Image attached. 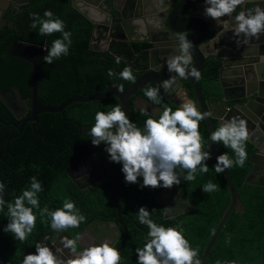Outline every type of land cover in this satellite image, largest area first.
<instances>
[{
	"label": "trees",
	"instance_id": "obj_1",
	"mask_svg": "<svg viewBox=\"0 0 264 264\" xmlns=\"http://www.w3.org/2000/svg\"><path fill=\"white\" fill-rule=\"evenodd\" d=\"M45 11H52L55 17L64 21L65 31L72 34V45L69 55L55 60L51 65L43 61L38 84L39 101L42 105L57 107L74 96L103 94L110 85L123 84L124 88L132 85V82L118 78V71L120 73L129 66L122 61L117 64L113 52L123 55L126 59H134L135 52L144 50L145 45H135L134 51L128 44L118 42L112 45V51L109 53L92 51L90 41L93 26L72 8L71 0H31L30 6L20 11L21 16L13 19L12 25H5L0 31V91L18 86L23 98H30L32 66L11 57L10 48L14 41L51 47L54 40L62 39L61 33L41 36L38 28L30 27L33 22L32 14L43 18ZM109 69L117 73V76L109 77ZM133 72L137 79L138 75L134 70ZM198 84L207 98L219 94L218 62H206ZM145 89L141 95L147 99L144 95ZM160 97V104L152 103L162 109L171 108L175 111L178 108L174 102L165 98L163 88L160 89ZM117 104L120 105L114 98L105 102L77 103L66 108L62 114H42L36 127L28 123L22 136L11 142L7 161H0V182L6 185L4 199L14 202L15 197L30 186V178L36 177L43 187V191L39 193L41 209L48 207L50 211H55L63 206L65 200H71L86 216V220L79 228L56 232L50 227V217L42 218L39 211L34 209L37 216L36 227L26 241L20 242L15 240L11 233L3 231L8 224L5 207L4 211L0 212V264H22L25 255L35 253L37 243L49 247L48 244L63 233L76 238L94 219H114L117 215L110 197L115 176L103 186L81 191L66 172L73 163L86 157L102 153L105 158V146H93L91 137L86 133L94 125L97 112L110 111L111 107ZM149 117L158 118L136 112L134 109L129 115V119L140 128H143ZM21 124L22 121H17L0 101V156H4L7 141L18 135L16 126ZM214 125L215 129L219 127L217 121H214ZM199 130L205 150L210 141L205 120L200 122ZM221 148L223 154L227 153L230 158L235 159L231 149H226L223 145ZM246 151L245 166L229 169L245 213L232 212L205 264H264V187L246 184L253 168L251 160L257 149L248 141ZM216 162L214 159L207 161L209 172L197 174L192 182H185L183 174L186 173H183L180 185L169 189L196 202L190 213L171 220L164 219L162 206L156 201V195L168 189L141 188L143 178H139L136 184H127L123 174L122 188L117 199L123 211L129 212L137 225L129 226V237L121 254V264H136V248H142L146 243L148 229L140 225L136 218L140 207H146L158 225L182 229L191 247L198 250L197 258L201 260L231 200L224 174L214 171ZM117 165L122 168V165ZM249 180L252 182L255 179L251 176ZM209 181L217 185V190L206 194L202 187Z\"/></svg>",
	"mask_w": 264,
	"mask_h": 264
},
{
	"label": "water",
	"instance_id": "obj_2",
	"mask_svg": "<svg viewBox=\"0 0 264 264\" xmlns=\"http://www.w3.org/2000/svg\"><path fill=\"white\" fill-rule=\"evenodd\" d=\"M5 2L4 0H0ZM29 1V0H28ZM133 1L134 4H133ZM121 7L117 6L118 0H113L112 4L106 0H71L72 8L85 17L93 26L94 32L99 33L107 28L109 40L107 48L110 49L111 40L126 42L131 46L135 44L148 46L150 49L145 52L146 64L141 67L143 74L139 76L135 83L124 88L123 94L117 91L118 85H113L103 94H92L88 97L74 96L57 107L42 105L39 101V74L40 68L47 56L50 46H39L29 42L14 41L10 48V56L29 63L32 66L31 77V96L24 99L18 86L0 91V101L12 115L22 124L17 127L18 135L10 138L6 143L4 156H0V161H7L11 142L20 138L28 123L36 127L39 123V116L42 114H62L71 105L90 104L93 102H105L117 99L128 116L133 110L143 112L153 117H158L163 109L144 97H139L131 103L132 97L138 94L149 85L158 86L163 81L168 80L175 73H169L166 61L169 57L175 56L178 41V33H185L193 43L192 50L194 64L201 72L204 71L208 60L219 63V84L220 92L217 96L206 97L201 91L198 81L194 78L179 79L173 84L172 88L165 92V98L180 107L183 102L191 100L203 113H208L205 123L208 132L215 130L214 121L218 126L222 121L231 120L236 117L247 122L249 130L248 141L257 149L251 163L253 168L250 172L246 184L264 187V177L250 181L251 176L256 172H264V34L257 37H245L243 34L236 36L234 28L236 26L235 16L241 11L246 14L255 12L257 8L264 9V0H245L243 4L231 14V16L221 17L215 21L205 15V0H120ZM1 7V4H0ZM130 15L136 16L130 18ZM139 21L140 23H134ZM159 24L160 27H155ZM145 30L144 35H136L137 31ZM100 40H92L90 49H95V43ZM118 58L121 59L120 56ZM130 65L129 63H127ZM184 85H189L193 91L194 98ZM238 102L244 104L236 106ZM135 104V105H133ZM29 115L27 119L23 116ZM205 151H209L211 159L223 154L221 145L209 141ZM107 165L116 174V183L111 191V199L117 210V220L100 221L96 220L89 226L77 241V251H83L87 247L102 244L110 241L117 235L114 243L122 252L128 239V231L122 221L123 212L117 200L122 186V171L110 160L107 152ZM97 166L105 174L102 179L109 177L108 170L105 168V160L102 154L93 155L73 163L68 169L67 174L72 181L75 180L74 171L79 167ZM230 191V205L221 218L217 229L211 237L201 258V264H205L211 254L215 242L225 227L233 211L244 214L245 207L239 199L233 179L229 169L224 173ZM83 189L82 186H79ZM176 197L171 192H163L157 196V201L165 209V216L172 214L171 200ZM190 207H194L196 202H188ZM191 210V209H190ZM187 211L182 209L178 214H185ZM100 225H103L100 227ZM99 234L95 236V231ZM88 233L94 234V239L90 243L84 242ZM64 238L71 239L67 235ZM123 238V239H122ZM61 238H58L60 240ZM58 258L66 263V260L75 259L70 250L65 249L58 243L50 245ZM59 250V251H57Z\"/></svg>",
	"mask_w": 264,
	"mask_h": 264
},
{
	"label": "clouds",
	"instance_id": "obj_3",
	"mask_svg": "<svg viewBox=\"0 0 264 264\" xmlns=\"http://www.w3.org/2000/svg\"><path fill=\"white\" fill-rule=\"evenodd\" d=\"M244 2L245 0H205V15L219 21L221 17L231 16ZM31 19L33 22L30 27L38 28L41 36L62 34V39L52 42L47 56L44 57V63L51 65L55 60L69 55L72 34L65 31L64 21L55 17L52 11H45L43 18L33 13ZM235 21L236 36L243 34L245 37L258 38L260 34H264V9L257 8L254 14L241 11L235 16ZM134 23L140 22L134 21ZM155 27L159 28L160 25L156 24ZM176 40L177 54L166 61L168 72L176 75L170 76L158 86L149 85L144 91L147 99L155 104L161 102L160 89L169 91L177 78L183 80L191 77L199 80L201 77V72L193 66V43L185 33H178ZM120 62V58L117 57L116 63ZM107 75L114 77L117 73L109 69ZM118 78L132 83L136 81L131 66L125 67L118 74ZM117 91L123 94L124 85L120 84ZM207 115L210 114L201 112L195 102L188 100L175 111L165 108L158 118L149 117L144 122L143 128H140L129 119L126 110L117 104L111 107L110 111L97 112L95 123L86 134L91 137L93 146L99 147L103 144L110 160L122 165L121 171L127 184H136L139 178H143L141 188L170 189L174 185H180L183 173H186L183 174V180L192 182L197 174L209 172L207 161L212 157L210 152L203 148L199 130L200 122L205 120ZM248 139L247 122L236 117L222 121L221 125L211 133V142L231 149L235 155V159L230 158L227 153L216 158L214 171L217 174H222L233 167L245 166ZM202 190L210 194L217 190V185L209 181ZM42 191V183L36 177H31L30 186L26 187L21 195L15 197L14 202H8L4 199L6 185L0 182V212L6 207L8 216V224L3 229L5 233H11L13 238L20 242L26 241L36 227L37 216L34 214V209L39 211L40 217H50V227L56 232L79 228L81 223L85 222L86 216L71 200H65L63 206L55 211H50L48 207L41 209L39 193ZM136 218L140 225L148 229L146 243L142 248H136V264H201V260L197 258L198 250L191 247L182 229L158 225L153 221L151 212L146 207L139 208ZM64 235L67 234L63 233L62 239ZM80 235L77 234L76 238L67 235L71 239L64 238L62 241L63 247L75 256V259L66 260V263L121 264L120 251L107 240L78 252L77 241ZM87 237L91 241L94 240V234L88 233ZM54 241L48 245H54ZM22 264H63V262L53 249L37 243L35 253L25 255Z\"/></svg>",
	"mask_w": 264,
	"mask_h": 264
},
{
	"label": "flooded vegetation",
	"instance_id": "obj_4",
	"mask_svg": "<svg viewBox=\"0 0 264 264\" xmlns=\"http://www.w3.org/2000/svg\"><path fill=\"white\" fill-rule=\"evenodd\" d=\"M5 2H2L0 1V4H1V7H0V31L3 29V27L5 25H12L13 23V19L21 16L20 15V11L24 10L25 8H28L31 4V0H4ZM111 2H113V0H106V3H108L109 5L112 4ZM135 1H133V4H134ZM117 6L121 7V2L120 0H118V4H116ZM75 10V9H74ZM76 11V10H75ZM77 13H79L78 11H76ZM80 16H82L80 13H79ZM83 17V16H82ZM136 16H133V15H130V18H134ZM85 18V17H83ZM86 19V18H85ZM86 21H88L86 19ZM90 23V22H89ZM91 24V23H90ZM92 25V24H91ZM93 26V25H92ZM95 37V39H98L100 40L99 43H95V49H98V50H101V51H96V52H99V53H109L112 51V45L114 43H118V41H114V40H111V45H110V49L107 48V44H108V40L110 39L109 38V34L107 33V28H105L104 30H101L99 33H96L94 32V26L92 27V36H91V41H90V45L92 43V40L93 38ZM121 43H126V42H121ZM128 44V46L132 47L134 51L135 50V45H139V44H135L134 46H131L129 43H126ZM150 48L148 46H146V48L144 50H142L141 52H135V57L134 59H126L124 58L123 55L119 54V53H114L113 52V55L114 57H118L120 56L121 59L120 61L124 62L127 66H131L132 69L136 72V74L138 75L137 78L139 76H141L143 74L142 70H139L141 69V67H143L145 64H146V57H145V52L148 51ZM137 57V58H136ZM136 58V60H135ZM127 63H129L130 65H128ZM118 74H119V71H118ZM111 86V85H110ZM109 86V87H110ZM184 87L186 88V90H189L190 91V95L192 98H194V94H193V91L191 89V87L189 85H184ZM142 92V91H141ZM141 92L138 94V96L136 97H132L130 99L131 103H134L139 97H143L141 95ZM145 98V97H144ZM148 100V99H147ZM175 103V102H174ZM245 102H238L236 104V106L238 105H241V104H244ZM135 105V104H133ZM7 109V108H6ZM133 109H134V106H133ZM8 110V109H7ZM135 110V109H134ZM9 111V110H8ZM10 112V111H9ZM11 113V112H10ZM143 113V112H142ZM12 114V113H11ZM29 115H25L23 119H25L26 117H28ZM14 117V116H13ZM15 118V117H14ZM16 119V118H15ZM17 120V119H16ZM18 121V120H17ZM106 152V151H105ZM98 154H102V153H98ZM97 155V154H96ZM103 155V154H102ZM104 157V156H103ZM105 168L108 170V175L109 177L107 179H102V177L105 176V174L103 172H101L97 166H88V167H85V166H82V167H79L78 169H76L74 171V175H75V180L72 181L81 191H86V190H90L91 188H94L96 186H103L105 184H107L110 180V178L112 176H115V183H116V174L113 172V170H111L108 165H107V156H106V153H105ZM116 164V163H115ZM117 167H119L117 164H116ZM121 169V167H119ZM257 174H255V176H253V178L256 180V179H259V178H262L264 177V172H262L260 174V172H256ZM122 178H123V173H122ZM123 183V181H122ZM79 186H82V188H80ZM115 186V184H114ZM114 188V187H113ZM122 188V186H121ZM112 191V190H111ZM111 191H110V195H111ZM120 192H121V189H120ZM120 192L119 194H117V196L120 195ZM163 192H171L173 193L176 197H174L171 202H172V207H171V212L172 214H169L167 215V218L165 216V209L162 207V214H163V217L165 220H171V219H175V218H178V217H181L185 214H188L190 213L194 207H190L188 205V202H195L193 201L192 199L188 198L187 196H183L177 192H174L172 190H162L161 192H159L157 195H156V201H157V196H159L160 194H162ZM111 197V196H110ZM118 200V199H117ZM158 202V201H157ZM159 203V202H158ZM160 204V203H159ZM161 205V204H160ZM120 206V204H119ZM162 206V205H161ZM120 209L122 210L123 212V215H122V221L123 223L125 224V227L128 231V237H129V226L133 227L137 225V222L134 220V218L129 214V212L127 213V211H123V208L120 207ZM182 209H185L187 211V213L185 214H178ZM191 209V210H190ZM117 211V210H116ZM114 219H103V218H100L98 217L97 219H94L89 226H91L94 221L96 220H100V221H103V220H106V221H113V220H117V215H115L113 217ZM88 226V227H89ZM103 226V225H100V227ZM62 235V234H61ZM61 235H59L56 239L58 238H61L59 241H54L55 244L58 242L59 245H63L62 241L64 240V238L62 239ZM90 237H92L90 235ZM117 235H115L112 239H111V243L113 244L114 243V240L116 239ZM123 239V238H122ZM128 240V239H127ZM91 240L88 238V237H85V241L84 242H90ZM126 244V243H125ZM119 246L117 247V249H119L120 245H121V241L119 242L118 244ZM126 248V245L124 246L122 252L124 251V249ZM121 252V254H122Z\"/></svg>",
	"mask_w": 264,
	"mask_h": 264
},
{
	"label": "crops",
	"instance_id": "obj_5",
	"mask_svg": "<svg viewBox=\"0 0 264 264\" xmlns=\"http://www.w3.org/2000/svg\"><path fill=\"white\" fill-rule=\"evenodd\" d=\"M251 13L254 14V12H251ZM145 32H146L145 30L137 31V32H136V35H137V36H139V35H144V36H145ZM253 176H255V175H253ZM98 234H99V230H98V231H95V236L98 235ZM94 240H95V239H94Z\"/></svg>",
	"mask_w": 264,
	"mask_h": 264
},
{
	"label": "bare ground",
	"instance_id": "obj_6",
	"mask_svg": "<svg viewBox=\"0 0 264 264\" xmlns=\"http://www.w3.org/2000/svg\"><path fill=\"white\" fill-rule=\"evenodd\" d=\"M23 118H24V116H23ZM28 117H26L25 119H27Z\"/></svg>",
	"mask_w": 264,
	"mask_h": 264
},
{
	"label": "rangeland",
	"instance_id": "obj_7",
	"mask_svg": "<svg viewBox=\"0 0 264 264\" xmlns=\"http://www.w3.org/2000/svg\"><path fill=\"white\" fill-rule=\"evenodd\" d=\"M117 198V197H116Z\"/></svg>",
	"mask_w": 264,
	"mask_h": 264
}]
</instances>
